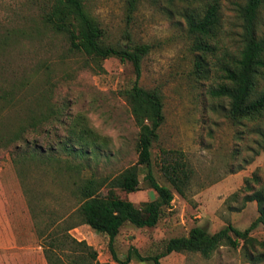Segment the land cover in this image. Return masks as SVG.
Listing matches in <instances>:
<instances>
[{
	"label": "rangeland",
	"instance_id": "rangeland-1",
	"mask_svg": "<svg viewBox=\"0 0 264 264\" xmlns=\"http://www.w3.org/2000/svg\"><path fill=\"white\" fill-rule=\"evenodd\" d=\"M49 3L50 0H0V87L24 82L23 79L28 83L19 93L23 102L15 109L0 112V130H14L29 114L48 107L59 123H54L53 118L47 123L49 133L43 144L59 138L63 141L71 129L83 127L93 146L87 160L59 154L58 163L21 165L26 188L37 200L34 218L27 209L16 173L20 164L16 166L12 161L13 146L0 148V229L10 226L19 239L32 242L33 248L39 244L37 231L46 219L50 215L66 216L74 207L71 173L60 174V168L67 164H88L81 175L97 180L134 174L137 191L112 192L115 197L129 200L135 208L140 209L142 203L156 197L143 178L146 166L136 163L137 127L120 94L136 80L131 65L110 57L98 66L68 51L65 39L41 24ZM213 3L220 11L219 43L214 52L205 54L207 72L200 74L195 69L198 52L192 48L193 37L187 33L184 16L195 15ZM242 3L243 0H85V10L100 28L105 45L148 47L140 62L137 84L157 89L163 106L164 120L150 149V171L159 185L171 190L173 201L162 208L154 227L137 228L129 223L120 227L111 244L120 262L130 255L127 264H152L150 260L138 261L130 248L142 258H152L162 253L168 239L185 236L193 226L213 233L229 223L242 231L257 216L255 203L242 204L241 198L264 185V139L254 130L262 123L229 121L226 102L214 100L207 93L218 82L216 58H220L224 48L234 54L239 47L236 9ZM260 18V32L264 33V4ZM260 85H264V80ZM38 92L42 96L37 101ZM89 112H96L106 122L123 129L120 148L89 130ZM164 153L183 163L188 171L182 186L184 198L176 195L163 178L160 165ZM73 178L77 179L75 175ZM105 192L101 188L98 194ZM41 207L46 210L44 213ZM235 208L239 209L230 210ZM3 232L0 240L6 237ZM69 234L91 246L100 264H117L110 257L106 236L86 225H77ZM248 237L252 240L238 241L235 249L221 246L207 259L196 253H170L158 262L264 264V226H256ZM18 250L1 249L0 264H15L13 254Z\"/></svg>",
	"mask_w": 264,
	"mask_h": 264
},
{
	"label": "trees",
	"instance_id": "trees-1",
	"mask_svg": "<svg viewBox=\"0 0 264 264\" xmlns=\"http://www.w3.org/2000/svg\"><path fill=\"white\" fill-rule=\"evenodd\" d=\"M263 4L264 0H243L237 7L239 47L234 54L224 48L220 58H216L215 73L218 82L210 86L207 92L212 99L226 102L225 115L229 121L261 122L262 126L258 124L254 127L261 139H264V85H260V81L264 80V33L260 32V10ZM184 22L187 33L193 37L192 48L198 52L195 69L200 74H205V54L218 48L217 37L221 32L219 7L217 4H210L195 15H185ZM41 24L48 32L62 36L68 45V51L88 58L94 65L110 57L131 65L136 80L129 89L121 91L120 94L128 105L137 127L136 163L146 166L147 171L143 178L156 197L150 202L142 203L140 209L135 208L129 200L115 197L112 192L137 191L138 181L134 174L97 180L91 175H81V171L88 167V164H67L60 168V174L71 173L69 185L75 200L74 207L66 216L50 215L46 219L42 228L37 231L38 246L45 264H100L91 246L69 234L77 225H86L93 232L107 237V246L113 262L127 264L130 255L120 262L111 250V244L120 227L125 223L137 228L154 227L162 208L169 206L173 199L171 190L159 185L150 171L151 145L157 139V132L164 117L160 92L155 88L145 89L137 84L140 62L148 52V47L143 44L127 47L105 45L101 39L100 28L85 10V0H50L47 10L42 13ZM23 80L24 82L0 87V112L15 109L23 102L19 93L21 88L26 89L28 85L27 80ZM16 95L18 96L15 97ZM41 96L38 92L36 100ZM50 114L51 111L46 107L35 115L29 114L27 119L17 123L14 130L6 131V127L0 130V148L13 146L12 161L16 166L20 164L16 173L32 218L35 217L33 213L37 200L26 188L21 165L33 163L41 167L48 162L58 163L59 154L85 157L81 159L87 160L93 146V141L86 137L88 131L83 127L79 130L71 129L70 136L63 141L59 138L51 144H43L49 133L46 125L50 124L47 123L52 121V118L54 123H59V120ZM49 129L52 130L53 127L50 126ZM30 135L32 137L28 138ZM164 154L166 156L160 165L163 178L176 195L184 198L182 186L187 181L188 171L183 163L171 160L167 153ZM72 172L77 179L73 178ZM101 188L106 189L102 196L98 194ZM249 192L241 201L242 204L254 202L257 216L242 231L233 228L229 223L213 233H208L203 227L193 226L185 236L168 239L162 253L155 257L142 258L135 250H130L140 262L150 260L152 264H159L158 259L170 253H196L207 259L221 246L235 249L238 241L245 243L252 240L248 234L256 226H264V185ZM41 209L42 213L46 211L44 207ZM249 260H252L251 254Z\"/></svg>",
	"mask_w": 264,
	"mask_h": 264
},
{
	"label": "crops",
	"instance_id": "crops-1",
	"mask_svg": "<svg viewBox=\"0 0 264 264\" xmlns=\"http://www.w3.org/2000/svg\"><path fill=\"white\" fill-rule=\"evenodd\" d=\"M2 232L5 233L6 237L5 239L0 240V250L19 249L13 254V261H15V264H44V259L39 246L33 248L32 242L29 240L26 241L19 239L10 226L0 229V235Z\"/></svg>",
	"mask_w": 264,
	"mask_h": 264
},
{
	"label": "clouds",
	"instance_id": "clouds-1",
	"mask_svg": "<svg viewBox=\"0 0 264 264\" xmlns=\"http://www.w3.org/2000/svg\"><path fill=\"white\" fill-rule=\"evenodd\" d=\"M89 130L96 135H100L109 141L114 148H120L122 144V136L124 135L121 127L115 126L111 121H105L104 118L96 112H89L86 116Z\"/></svg>",
	"mask_w": 264,
	"mask_h": 264
}]
</instances>
